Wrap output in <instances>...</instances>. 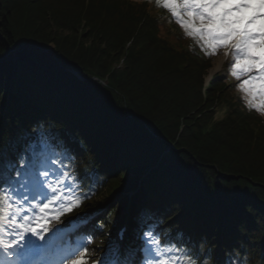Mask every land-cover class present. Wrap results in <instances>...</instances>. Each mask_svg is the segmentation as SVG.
<instances>
[{
    "label": "trees",
    "instance_id": "1",
    "mask_svg": "<svg viewBox=\"0 0 264 264\" xmlns=\"http://www.w3.org/2000/svg\"><path fill=\"white\" fill-rule=\"evenodd\" d=\"M216 55L152 0H0V158L48 146L94 192L88 262L127 210V244L146 221L209 264H264V119L206 86Z\"/></svg>",
    "mask_w": 264,
    "mask_h": 264
},
{
    "label": "snow or ice",
    "instance_id": "2",
    "mask_svg": "<svg viewBox=\"0 0 264 264\" xmlns=\"http://www.w3.org/2000/svg\"><path fill=\"white\" fill-rule=\"evenodd\" d=\"M157 2L170 11L206 54L216 55L223 50L225 58L231 56V75L237 80L248 77L240 89L250 97L249 106L264 112V0ZM14 160L16 157L7 161L0 158V169L7 173H0V264H88L90 237L66 248V254L58 259L49 256L56 239L65 231L55 223L81 206L82 198L76 191L79 178L63 168L59 172L40 168L39 159L33 160L32 156ZM141 235L145 253L142 264H194L188 253L168 241L162 244L159 233L149 229ZM93 264L119 261L105 259Z\"/></svg>",
    "mask_w": 264,
    "mask_h": 264
},
{
    "label": "bare ground",
    "instance_id": "3",
    "mask_svg": "<svg viewBox=\"0 0 264 264\" xmlns=\"http://www.w3.org/2000/svg\"><path fill=\"white\" fill-rule=\"evenodd\" d=\"M227 58H225L223 55L220 56L218 59L215 60L214 62V67L210 71V75H214L217 71H219L222 66L225 64Z\"/></svg>",
    "mask_w": 264,
    "mask_h": 264
},
{
    "label": "rangeland",
    "instance_id": "4",
    "mask_svg": "<svg viewBox=\"0 0 264 264\" xmlns=\"http://www.w3.org/2000/svg\"><path fill=\"white\" fill-rule=\"evenodd\" d=\"M51 48L54 49V45H53V44L51 45ZM223 68H224V67H223ZM223 68H222L221 70H223ZM220 116H221V115H218L217 117H220ZM55 227H57V228L59 227V226H58V223H55Z\"/></svg>",
    "mask_w": 264,
    "mask_h": 264
}]
</instances>
